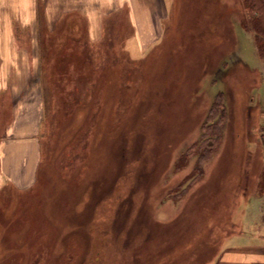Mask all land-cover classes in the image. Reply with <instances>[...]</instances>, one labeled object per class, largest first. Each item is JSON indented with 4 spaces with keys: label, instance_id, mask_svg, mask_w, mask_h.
<instances>
[{
    "label": "rangeland",
    "instance_id": "1",
    "mask_svg": "<svg viewBox=\"0 0 264 264\" xmlns=\"http://www.w3.org/2000/svg\"><path fill=\"white\" fill-rule=\"evenodd\" d=\"M246 1L115 0L95 33L42 30L39 164L0 187V264H212L253 240L264 58Z\"/></svg>",
    "mask_w": 264,
    "mask_h": 264
},
{
    "label": "crops",
    "instance_id": "2",
    "mask_svg": "<svg viewBox=\"0 0 264 264\" xmlns=\"http://www.w3.org/2000/svg\"><path fill=\"white\" fill-rule=\"evenodd\" d=\"M114 2L0 0V187L11 184L16 190L35 183L40 149L37 133L41 115L42 30L47 34L57 27L80 28L84 22L85 32L95 33L98 20L120 8ZM38 10L40 17H37ZM139 12L137 7L132 13L135 18H142L139 20L142 30L148 18ZM61 20L64 23L59 25ZM150 34L149 29V39ZM145 35L143 32L142 40ZM259 116L257 121L262 127L264 110ZM257 196L253 195L257 212L250 221L253 240L231 243L222 249L219 246L212 264H264V198ZM242 224V230H248V224Z\"/></svg>",
    "mask_w": 264,
    "mask_h": 264
},
{
    "label": "trees",
    "instance_id": "3",
    "mask_svg": "<svg viewBox=\"0 0 264 264\" xmlns=\"http://www.w3.org/2000/svg\"><path fill=\"white\" fill-rule=\"evenodd\" d=\"M253 11L252 24L245 25V29L253 34L257 54L264 58V0H247Z\"/></svg>",
    "mask_w": 264,
    "mask_h": 264
}]
</instances>
